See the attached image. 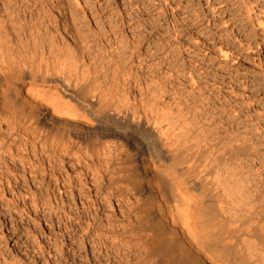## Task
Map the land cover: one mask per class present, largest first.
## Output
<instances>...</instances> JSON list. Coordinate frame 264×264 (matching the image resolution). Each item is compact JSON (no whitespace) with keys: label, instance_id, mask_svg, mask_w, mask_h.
Wrapping results in <instances>:
<instances>
[{"label":"bare ground","instance_id":"6f19581e","mask_svg":"<svg viewBox=\"0 0 264 264\" xmlns=\"http://www.w3.org/2000/svg\"><path fill=\"white\" fill-rule=\"evenodd\" d=\"M19 3L10 18L20 37L0 32V123L30 133L29 147L47 160L48 174L83 152L103 208L90 225L114 264H258L255 256L264 253L254 233L264 221L260 115L235 110L229 100L193 98L166 124L158 113L120 106L123 96L81 63L83 54L51 57L48 27L38 16L26 18L30 8ZM246 119L253 122L251 136L239 131ZM70 170L56 181L62 179L75 204L86 187ZM85 194L87 210L94 200ZM113 200L116 220L106 213Z\"/></svg>","mask_w":264,"mask_h":264},{"label":"rangeland","instance_id":"374dc122","mask_svg":"<svg viewBox=\"0 0 264 264\" xmlns=\"http://www.w3.org/2000/svg\"><path fill=\"white\" fill-rule=\"evenodd\" d=\"M16 2L30 8L26 18L38 16L48 27L51 57L83 54L81 63L123 96L120 106L158 113L167 124L184 113L186 99L229 100L235 110L260 115L264 153V0H0V32L18 38L20 26L10 18ZM252 125L246 119L239 131L251 136ZM24 131L0 123V264H114L91 226L103 208L86 156L73 152L48 174ZM65 169L86 187L75 204L56 181ZM85 192L94 200L87 210ZM106 207L113 220L121 218L115 200ZM258 229L264 248V221ZM263 255L255 256L258 264Z\"/></svg>","mask_w":264,"mask_h":264}]
</instances>
